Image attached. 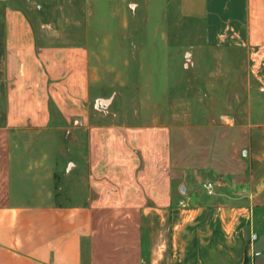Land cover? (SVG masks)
Instances as JSON below:
<instances>
[{"label": "crops", "instance_id": "1", "mask_svg": "<svg viewBox=\"0 0 264 264\" xmlns=\"http://www.w3.org/2000/svg\"><path fill=\"white\" fill-rule=\"evenodd\" d=\"M181 5L209 52L241 51L258 70L249 164L205 190L184 182L170 126L97 108L87 42L48 39L0 0V264H264V0Z\"/></svg>", "mask_w": 264, "mask_h": 264}, {"label": "rangeland", "instance_id": "2", "mask_svg": "<svg viewBox=\"0 0 264 264\" xmlns=\"http://www.w3.org/2000/svg\"><path fill=\"white\" fill-rule=\"evenodd\" d=\"M11 2L48 39L91 46L101 77L92 91L111 99L106 113L172 128V158L188 167L184 182L205 190L202 180L246 170L253 152L246 132L258 124L256 61L237 50L209 52L205 22L186 14L181 0ZM2 79L0 68V111Z\"/></svg>", "mask_w": 264, "mask_h": 264}, {"label": "water", "instance_id": "3", "mask_svg": "<svg viewBox=\"0 0 264 264\" xmlns=\"http://www.w3.org/2000/svg\"><path fill=\"white\" fill-rule=\"evenodd\" d=\"M110 102H111V99L109 98H100L99 100H97L96 106L97 108H100L101 106L109 105Z\"/></svg>", "mask_w": 264, "mask_h": 264}, {"label": "built area", "instance_id": "4", "mask_svg": "<svg viewBox=\"0 0 264 264\" xmlns=\"http://www.w3.org/2000/svg\"><path fill=\"white\" fill-rule=\"evenodd\" d=\"M204 187L208 190L209 193L213 192V185L211 182L204 183Z\"/></svg>", "mask_w": 264, "mask_h": 264}]
</instances>
